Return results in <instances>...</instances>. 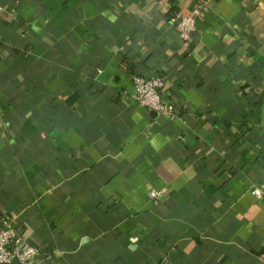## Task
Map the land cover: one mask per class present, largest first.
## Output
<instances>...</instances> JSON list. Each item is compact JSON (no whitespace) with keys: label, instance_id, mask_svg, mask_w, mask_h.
Returning a JSON list of instances; mask_svg holds the SVG:
<instances>
[{"label":"crops","instance_id":"obj_1","mask_svg":"<svg viewBox=\"0 0 264 264\" xmlns=\"http://www.w3.org/2000/svg\"><path fill=\"white\" fill-rule=\"evenodd\" d=\"M205 1L185 43L195 0H0V222L35 264H264V0Z\"/></svg>","mask_w":264,"mask_h":264},{"label":"built area","instance_id":"obj_2","mask_svg":"<svg viewBox=\"0 0 264 264\" xmlns=\"http://www.w3.org/2000/svg\"><path fill=\"white\" fill-rule=\"evenodd\" d=\"M196 6L188 14L172 11L168 23L174 27L180 39L190 43L196 31V23L207 6L205 0H195ZM2 11L0 4V13ZM133 92L131 97L138 105L145 107L149 112L157 114L160 118L171 119L176 116L175 108L162 97L165 87V78L156 76L144 78L132 75ZM165 190L151 192V198L158 200ZM250 194L257 200L264 202V180L255 183ZM40 255L39 249L30 246L15 226V219L4 216L0 222V264H35Z\"/></svg>","mask_w":264,"mask_h":264}]
</instances>
